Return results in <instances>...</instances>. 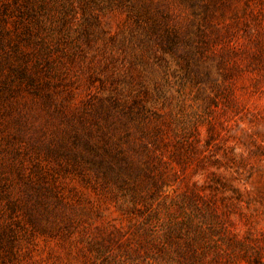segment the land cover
<instances>
[{
	"label": "rangeland",
	"instance_id": "rangeland-1",
	"mask_svg": "<svg viewBox=\"0 0 264 264\" xmlns=\"http://www.w3.org/2000/svg\"><path fill=\"white\" fill-rule=\"evenodd\" d=\"M133 1L187 69L119 3L0 0V264H264V72L219 53L247 0Z\"/></svg>",
	"mask_w": 264,
	"mask_h": 264
},
{
	"label": "trees",
	"instance_id": "trees-1",
	"mask_svg": "<svg viewBox=\"0 0 264 264\" xmlns=\"http://www.w3.org/2000/svg\"><path fill=\"white\" fill-rule=\"evenodd\" d=\"M91 4L92 10H101L103 5L107 2H113L116 4H120L126 12L129 19H133L135 23L136 31L132 30L131 35H128V42H137L140 45L145 46V48L150 49V53L152 54L151 58L158 57L159 52L162 57L169 56L171 58L176 57L182 59L185 64V68H188L189 62L187 60V53L180 51V47L182 46V39L179 37L177 31L175 29H168L166 25L164 16L161 17L159 9H156L154 13L146 11L147 9H138L133 0H83ZM257 1L259 6L264 5V0H247L246 7L242 12L247 13V17H244L243 20L240 21L238 29L232 34L233 38H229L227 41L232 39V43L226 47H224L219 53L223 59V63H230V59L234 58V64L230 68L227 69L231 74L235 73H254L264 72V37L261 35L264 32V11H249L248 2ZM140 7V6H139ZM90 11V10H88ZM87 11V12H88ZM85 12V13H87ZM236 15V14H234ZM161 17V21L158 17ZM143 22L145 25H143ZM234 24L238 23V18L234 16L233 18ZM260 25V31L254 30V25ZM240 31V33H238ZM232 32V31H231ZM257 35H260L258 37ZM241 39L242 42L237 40ZM202 41V40H200ZM205 41L199 44L196 49L200 54L202 53L203 45ZM159 51V52H157ZM160 55V54H159ZM138 57L137 66H143L144 58ZM160 57V56H159ZM161 59V57H160ZM163 59V58H162ZM164 62V61H163ZM166 64V62H164ZM165 68V67H164ZM186 68V69H187ZM19 74L23 75L24 70L19 68ZM24 76V75H23ZM148 80V78L146 77ZM145 77L141 80L145 82ZM140 80V79H139ZM193 84H198L200 82V78L198 75L193 74ZM152 81V80H151ZM165 80L163 79V82ZM137 84V83H136ZM144 84V83H142ZM140 82L137 84V87L133 89V91H149V89L144 87ZM152 89L154 91L153 94L145 93L143 96L135 95L132 96L131 101L135 104L141 114L147 113L148 108L146 107L147 101H155L158 99H164L165 94L163 91H166L164 87H162L161 81H152ZM164 85V84H163ZM136 86V85H135ZM131 108V107H130ZM132 109V108H131Z\"/></svg>",
	"mask_w": 264,
	"mask_h": 264
}]
</instances>
